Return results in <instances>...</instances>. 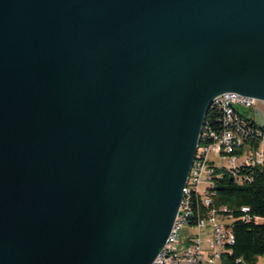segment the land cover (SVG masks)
<instances>
[{
  "label": "water",
  "instance_id": "1",
  "mask_svg": "<svg viewBox=\"0 0 264 264\" xmlns=\"http://www.w3.org/2000/svg\"><path fill=\"white\" fill-rule=\"evenodd\" d=\"M224 92L264 0H0V264H151Z\"/></svg>",
  "mask_w": 264,
  "mask_h": 264
},
{
  "label": "built area",
  "instance_id": "2",
  "mask_svg": "<svg viewBox=\"0 0 264 264\" xmlns=\"http://www.w3.org/2000/svg\"><path fill=\"white\" fill-rule=\"evenodd\" d=\"M260 102L234 92L212 99L208 111L217 113V126L206 124L205 117L172 229L151 264H222L223 256L231 253L233 214L225 205L214 203L213 189L225 174L235 185L250 182L251 169L264 163ZM219 156L227 158L228 164H221ZM240 211L242 219H251L248 206H241Z\"/></svg>",
  "mask_w": 264,
  "mask_h": 264
},
{
  "label": "trees",
  "instance_id": "3",
  "mask_svg": "<svg viewBox=\"0 0 264 264\" xmlns=\"http://www.w3.org/2000/svg\"><path fill=\"white\" fill-rule=\"evenodd\" d=\"M217 113L209 110L205 123L216 125ZM252 145L257 143L252 141ZM251 181L235 185L226 174L217 179L213 189L216 205H225L233 214L230 224L234 234L231 253L223 256L222 264H257L264 256V163L251 169ZM249 207L251 219H242L241 206ZM256 217V219H255Z\"/></svg>",
  "mask_w": 264,
  "mask_h": 264
},
{
  "label": "rangeland",
  "instance_id": "4",
  "mask_svg": "<svg viewBox=\"0 0 264 264\" xmlns=\"http://www.w3.org/2000/svg\"><path fill=\"white\" fill-rule=\"evenodd\" d=\"M258 110H259V114H260V117L261 119L264 121V102H260L258 103ZM247 111V110H245ZM251 113L253 114L254 113V109H251L250 110ZM217 160H219V162L223 165H227L228 164V159L227 158H222V157H218ZM257 264H264V256H260L257 260Z\"/></svg>",
  "mask_w": 264,
  "mask_h": 264
}]
</instances>
